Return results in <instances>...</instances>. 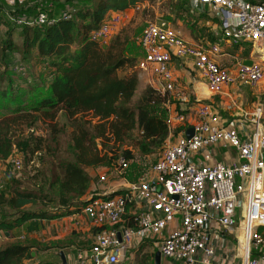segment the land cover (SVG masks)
Segmentation results:
<instances>
[{"label":"built area","instance_id":"1","mask_svg":"<svg viewBox=\"0 0 264 264\" xmlns=\"http://www.w3.org/2000/svg\"><path fill=\"white\" fill-rule=\"evenodd\" d=\"M193 2L200 12L215 15L213 32L218 39L190 43L178 32L149 22L141 37L144 54L139 68L154 75V87L163 94L176 90L175 57L190 60L212 94H221L232 84L260 88L264 83V0ZM141 6L138 2L134 9ZM20 19L28 22L26 17ZM123 20L122 11L108 13L92 39L108 43ZM54 21L42 11L29 22L46 25ZM244 43H250L260 59L237 60L231 68L219 63L217 58L227 55L226 49ZM193 103L194 123H186V106L168 116L177 135H170L171 142L164 145L147 177L130 182L120 193L90 197L83 212L92 214L93 225L103 229L94 231L89 246L78 250L77 264L122 263L145 239L153 240L163 257L180 264H218L211 234L214 224L225 232L239 224L242 255L234 264H264V107L258 104L249 120L250 114H244L247 121L237 127L216 124L211 103L200 99ZM190 127L195 131L188 138ZM218 146L234 149L237 158L229 163L214 160ZM12 161L17 167L21 164L18 157ZM129 163L121 157L118 173H125ZM106 180L105 174L100 177L101 182ZM128 214L133 225L122 224Z\"/></svg>","mask_w":264,"mask_h":264},{"label":"trees","instance_id":"2","mask_svg":"<svg viewBox=\"0 0 264 264\" xmlns=\"http://www.w3.org/2000/svg\"><path fill=\"white\" fill-rule=\"evenodd\" d=\"M143 1L90 0L87 5L73 6L70 18L53 17L50 12V18H55L51 24L24 23L21 46L13 41V33L1 41L2 54L16 47L23 54L35 50L49 62L53 79L45 95L15 105L11 114L0 119V161L9 163L0 183V231L8 237L0 246V264H34L36 259L38 264H65L60 253L63 244L43 246L17 241L14 230L33 219H55L84 209L90 193L99 196L97 191H90L92 176L87 168L118 171L121 157L135 161V153L124 148L126 144H134L144 157L158 154L159 158L172 134L168 122L170 93L163 94L149 84L137 97L140 58L129 55L130 36L120 32L108 43L91 37L109 12H125ZM26 7L7 9L0 5V22L5 20L4 14L20 16L28 12ZM212 35L211 41L198 43L216 41L213 31ZM238 46L226 52L236 55ZM1 76L0 85L6 75ZM60 113L73 125L68 147L71 159L58 152ZM42 119L50 123L48 136L36 130ZM15 153L21 160L19 167L12 161ZM36 159L39 165L31 174L26 168ZM131 217L126 215L122 224L133 225ZM92 229L96 232L103 228ZM50 249L58 251L57 260L39 256V250ZM133 251L137 264H155L158 248L153 240L141 241Z\"/></svg>","mask_w":264,"mask_h":264},{"label":"rangeland","instance_id":"3","mask_svg":"<svg viewBox=\"0 0 264 264\" xmlns=\"http://www.w3.org/2000/svg\"><path fill=\"white\" fill-rule=\"evenodd\" d=\"M75 2L77 6L87 5L90 0H33L30 3V12L28 15L17 16L4 14L5 20L0 22V43L12 35L13 41L21 46L23 37L21 34L22 25L21 17H28V21H33L40 12H46L50 15L53 12V17H59L65 13H69L72 9V2ZM258 1V0H252ZM141 9H134L132 6L125 12L124 20L120 28L115 34L122 32L123 36H130L129 50H135L142 57L144 50L141 43V37L144 28L149 22H157L161 25L168 27L171 30L178 32L186 41L190 43L211 41L213 38V13L200 12L194 7L193 0H144ZM34 6V8L32 7ZM28 10V11H30ZM111 13V12H109ZM114 34V35H115ZM113 35V36H114ZM233 47L226 49L229 51ZM236 55L230 53L227 54L228 66L234 67L239 61H252L260 59V55L254 53L253 46L250 43H244L239 45L236 50ZM227 53V52H226ZM140 57V58H141ZM6 75L2 84L0 85V91L6 89L7 93H0V119L5 115L11 114V109L20 103H31L33 100L45 95L49 91V84L53 79V69L49 65L46 59L39 57L37 52L33 50L31 53L23 54L21 50L16 48L7 49L4 54L0 53V78L1 75ZM138 90L137 97H139L143 91ZM252 98L249 104L250 108H254L253 100L256 103L261 104L264 107V83L260 88H251ZM257 97V98H256ZM195 99L192 100L191 105L194 106ZM215 108V107H214ZM187 115L186 123H194L197 119L195 108H188L184 111ZM89 118V117H88ZM59 123L62 131L58 134L59 156L71 159L72 153L69 152V146L71 144L70 136L73 131V125L70 119L63 114H59ZM49 121L40 120L37 122L36 130L44 136H48ZM172 134L177 135L178 130L173 129ZM173 136V137H174ZM101 139H98L100 142ZM100 147L102 145L100 144ZM124 148L130 149L135 153L136 159L129 163L125 173L120 174V177L129 178L131 181H137L144 177H147L152 170L154 162L158 158V154L143 156L140 154L138 148L134 144H126ZM19 157L18 154H14L12 159ZM8 161H0V180L5 176L6 169L8 167ZM39 165V162L29 164L26 170H30L31 174L34 173L33 168ZM102 170V169H101ZM19 175V174H18ZM244 207L242 208V212ZM20 232H17L15 236L17 241H24L20 237ZM3 234H0V246L3 245L7 239ZM25 242V241H24ZM33 242V241H32ZM31 242V243H32ZM36 243V242H33ZM72 257V254H71ZM75 261L76 255H73ZM119 264H137V254L131 250L128 253L127 259ZM161 264H180L170 259L162 258Z\"/></svg>","mask_w":264,"mask_h":264},{"label":"crops","instance_id":"4","mask_svg":"<svg viewBox=\"0 0 264 264\" xmlns=\"http://www.w3.org/2000/svg\"><path fill=\"white\" fill-rule=\"evenodd\" d=\"M33 0H0V5H4L7 9H17L21 5H25L26 10H30V3ZM18 3V4H17ZM72 6H77L73 1ZM34 8V6H32ZM73 9V7H72ZM133 10V9H128ZM127 10V11H128ZM28 12H23V16ZM215 19V18H214ZM129 55L135 57L139 53L135 50L129 51ZM229 55V54H228ZM143 56V55H142ZM218 61L223 67L228 66L227 55L218 56ZM172 68L175 76V92L170 93L172 101L168 103L169 115H174L180 106L194 108L191 103L193 99H200L204 102L213 105V118L216 117V124L220 126L234 125L241 127L243 123L251 118L255 108L259 103L253 100L254 108H250L249 104L254 98L249 91L253 87L247 84H232L225 87L221 94H212L206 84L202 74L193 66L190 60L175 57L172 62ZM231 68V67H230ZM141 91L145 86L152 84L156 86V78L149 70H141L139 74ZM257 98V97H256ZM250 114L247 120L244 119V114ZM173 138V136H172ZM171 137L167 142H171ZM166 142V143H167ZM165 143V144H166ZM237 158V153L234 149H224L216 147L214 160L231 162ZM102 169V170H101ZM110 168H93L88 167L87 171L92 176L90 191H97L99 195L119 192L127 188L132 182L129 178L120 177L117 168L109 171ZM107 171V172H106ZM107 176V180L100 181L102 175ZM90 193L86 198L91 197ZM80 223L77 225V223ZM94 225L91 217L84 214L83 209L69 216L59 217L55 219H33L14 230V233L20 232V237L24 241L38 242L40 245H56L63 244L66 252L67 261L69 264H77V260L73 255H76L78 250L89 246ZM212 241L218 251V264H234L242 255V231L239 224H236L231 231L225 232L218 224H214L212 228ZM17 239V237L15 236ZM8 241V237L6 238ZM6 241V242H7ZM35 252V251H34ZM57 250H39V256L50 260H57ZM61 252V251H60ZM72 254V257H71ZM36 256V252L34 254ZM162 258H165L162 256ZM167 259V258H166ZM39 259H36L34 264H38Z\"/></svg>","mask_w":264,"mask_h":264},{"label":"water","instance_id":"5","mask_svg":"<svg viewBox=\"0 0 264 264\" xmlns=\"http://www.w3.org/2000/svg\"><path fill=\"white\" fill-rule=\"evenodd\" d=\"M194 127H190V128H188L187 130H186V136L188 137V138H191L192 136H193V134H194ZM89 216L91 217V219H92V214H89ZM119 238H120V240H122V234L121 233H119ZM61 255H62V258H63V260H64V263L65 264H67V256H66V253H65V251L64 250H61ZM35 254V252H33V255ZM162 263V253H161V251L160 250H158V251H156V254H155V264H161Z\"/></svg>","mask_w":264,"mask_h":264}]
</instances>
